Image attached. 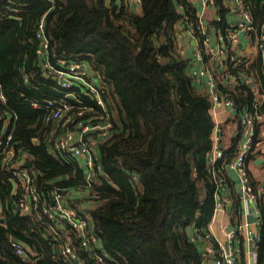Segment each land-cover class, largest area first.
Segmentation results:
<instances>
[{
  "label": "trees",
  "instance_id": "obj_1",
  "mask_svg": "<svg viewBox=\"0 0 264 264\" xmlns=\"http://www.w3.org/2000/svg\"><path fill=\"white\" fill-rule=\"evenodd\" d=\"M245 2L260 29L264 0ZM196 13L192 0H0V90L6 96L0 101V115L8 120L9 130L13 128L11 146L18 160L28 154L42 198L57 188L79 215L89 217L110 255L109 264H207L195 237L206 234L215 208L216 183L209 164L214 119L208 97L191 74V53L179 51L185 40L177 33L185 18L196 20ZM43 16L47 58L38 54L42 40L37 29ZM216 24L221 29L226 25L223 19ZM253 58L249 68L258 70L263 82L258 89L264 91L261 55ZM46 59L58 68L84 62L103 104L80 81L74 80L70 88L61 86L43 67ZM225 62L226 72L245 70L236 48L229 49ZM219 86L232 93L239 114L247 109L263 114L255 143L264 147V99L257 89L241 80L232 89ZM61 98L80 100L85 108L79 115L67 111L68 122L63 118L53 126L43 104ZM79 119L112 123L106 136L98 130L85 134L97 140L89 179L77 158L51 150L66 129L80 130ZM254 147L246 159L264 157V148ZM236 150V145L227 148V158ZM3 156L0 153V215L5 217L0 222V264H67L60 258L66 242L87 264H97L72 227L62 223L63 230L55 232L40 202L32 199L30 212L22 211ZM261 206L257 252L264 264ZM12 240L25 245L26 255L16 252Z\"/></svg>",
  "mask_w": 264,
  "mask_h": 264
},
{
  "label": "built area",
  "instance_id": "obj_2",
  "mask_svg": "<svg viewBox=\"0 0 264 264\" xmlns=\"http://www.w3.org/2000/svg\"><path fill=\"white\" fill-rule=\"evenodd\" d=\"M200 3L204 7L215 8L217 17L214 20L217 22L223 19L226 25L223 29L219 28L216 22L212 23L204 17L203 10H197L196 14L198 17L195 21L185 18L184 22L177 28L179 39L191 38L193 40L192 51H189V48L187 49L186 44L182 41H180L178 46L179 51L182 54L191 53V74L205 91L210 101L212 116L214 117L216 110L219 108H229L231 114L236 117V114L239 116V132L241 133L239 147L237 146V150L231 158H227L226 148L222 141V128L214 120L213 146L209 159L210 169L216 183L213 215L225 212L228 205L233 202V198L225 192L226 178L224 170L226 166H231L239 173V187L242 191L243 206L247 208L246 213H248L249 200H256L257 197L259 198L261 192L260 189L253 186L245 160L249 152L255 150V145L259 148H264L255 143L256 125L259 120L263 119V114L258 112L257 109H247L239 114L232 93L223 91L219 86V82L231 89L240 80L247 85L253 82L251 75L245 73L238 75L230 71L226 72L225 60L227 59L229 49L238 48L241 42L240 33L246 32V35L250 40H253L252 42L259 49L264 64V22L260 29L254 24L253 14L245 0H200ZM222 6L226 7L225 14L221 13ZM44 19V16L40 19L37 29V37L42 40V46L38 49V54L42 58H47L46 54L49 42L44 34ZM218 62V67L223 68L221 71H217L214 66ZM44 66L47 68L48 74L56 78L61 86L70 88L74 80L80 81L91 93L97 95L98 101L103 104L100 92L95 84L90 81L91 70L84 62H67L63 67L58 68L51 67L49 61L46 59L43 61ZM70 94L66 93V95L71 97ZM5 99V94L0 90V101ZM43 106L47 110H50L46 116L47 121L59 119L60 122L64 118V124L69 120V117H65L67 111L76 110V113L79 115L83 113L85 108V105L80 100L69 102L66 98L59 100L47 99ZM99 122L101 121L91 124L79 119L77 126L80 130L78 129L77 133H75L74 129L76 126L66 129L54 140L51 146L52 149L67 152L74 158L85 156L87 166L91 171L95 165L94 158L97 154V140L94 137L85 136V134L91 130H98L99 135L106 136L108 135V128L112 125L109 121L105 123ZM6 125L9 127L8 120L4 119L3 121L0 115V153L4 155L3 160L10 163L16 154V149L11 146L13 128L9 130ZM220 160L223 161L219 163ZM219 165L221 168H219ZM9 169L23 183V194L18 198L22 211L29 209L30 203L26 197L30 195L34 202L41 203L42 211L54 221L55 232L63 230L59 224H68L81 237L80 244L85 250H90L97 264H109L108 258H110V255L103 248L93 226L89 225V217L79 215L77 210L66 202L64 194L57 188L51 190L47 198H42L41 192L34 187V178L28 170L15 168L11 165ZM256 214L259 215V209H256ZM214 216H212L213 220H215ZM256 222L261 226V216L257 218ZM240 230L246 232L247 241L254 243L256 247L253 250H249L251 261L248 264H260L257 252L258 242L262 238L260 229L252 231L250 222L247 218H244L239 223V226L225 232L227 238L230 240L229 243L234 241ZM64 233H66L65 230ZM195 238H198L199 243L202 244L203 255L206 258L207 264H239L238 249L234 244L226 243L222 245L219 241L213 240L211 233L208 231L206 234L197 235ZM12 245L18 254L26 255L25 245L22 242L12 240ZM60 253V258L67 264H87L86 260L78 257L76 248L69 242H66L61 247Z\"/></svg>",
  "mask_w": 264,
  "mask_h": 264
},
{
  "label": "crops",
  "instance_id": "obj_3",
  "mask_svg": "<svg viewBox=\"0 0 264 264\" xmlns=\"http://www.w3.org/2000/svg\"><path fill=\"white\" fill-rule=\"evenodd\" d=\"M194 2H196L197 4V10L201 11L203 10L204 15H205V9L207 7H204L203 5H201L200 0H192ZM212 10H214V14L212 18H206L207 20H210L212 23H215L216 20H214L217 17V11L215 8L213 7H208ZM240 38H241V42L238 45V48L236 49L237 52V57L240 58L241 60H244V65H241L245 68L244 73L251 75L253 77V82L251 84H248L250 86H252L253 88L257 89L258 95L260 100L264 99V91H259L258 87L262 86L261 82V76L258 72L257 69L252 68L250 69V65L249 63L254 59L253 57L257 56L260 54L259 49L256 47L255 43L252 42L253 40H250V38L246 35V32H241L240 33ZM185 42H183L184 44H186V48L189 51H192V44H193V40L191 38H187L184 39ZM242 44V45H240ZM262 59V58H261ZM263 63V62H262ZM264 65V64H263ZM220 70H222V67H219ZM249 68V69H248ZM247 69V70H246ZM72 97V96H71ZM74 97V96H73ZM36 102L33 104L34 106H36ZM237 117L233 114H231L230 109L229 108H219L218 110H216V114L214 115V120L216 123H219V125L222 128V141H223V145L225 146V148H230L232 146H238L240 145V141H241V133L239 132L240 130V120H239V116L238 114H236ZM51 122H53V126H55L57 124V122H59V119H55L52 120ZM7 129H9V127L6 125ZM75 133H77V130L75 131ZM264 134V132H263ZM75 136H77L76 134H74ZM36 140V139H35ZM229 142V144H226L225 142ZM53 150V149H51ZM17 152L16 154L13 156L12 160L10 161V163L5 162V160H3V162L7 165V167L9 168V166L11 165L12 167L15 168H20V169H26L28 170L31 175L34 178V182H35V176L33 175L34 171L32 169H30L32 166L28 167L26 166V163L24 165V162L30 161V159H28V154L27 153H23L20 154V158L19 160L17 159ZM77 160L79 161L80 166L84 169V173L85 176L87 177V179H89L92 175V172L89 170L88 166H87V161H86V157L85 156H78L76 157ZM258 158H263V156H257V158L252 159V160H248L246 159V165L248 167V173L250 176V179L253 183V186L256 187L257 189H260V196L259 198L257 197L256 200H249V212L246 213L247 208H244L243 206V200H242V191L240 190L239 187V183H240V177H239V173L233 169L231 166H226L225 170H224V175L226 178V182H225V192L228 193L232 198H233V202L232 204L228 205L231 206V209L229 210L227 207V210L225 212L222 213H218L214 216L215 220L211 219L209 225H208V232L211 233L213 240L215 241H219L220 244L225 245L226 243H229V239L226 236V231L239 226V223L242 222L244 220V218H247L248 221L250 222L251 226H252V231L253 230H258L260 229V224H258L256 222L257 218L261 215L262 212V206L261 204L263 203L264 205V173H260V169L264 170V161H258ZM258 161V162H257ZM32 163V162H31ZM22 165H24V167H21ZM260 174V178L257 179L256 178V174ZM13 177V181H14V192H19L20 195L23 193V183L22 180L20 178H18L17 176H15L12 173ZM263 176V177H262ZM262 177V178H261ZM35 187V185H34ZM36 188V187H35ZM37 189V188H36ZM18 194V197L20 196ZM27 201L30 203V207L27 210L28 212H30L31 210V206H32V198L30 195H28L27 197ZM256 209H259V215L256 214ZM0 212H1V203H0ZM26 212V211H24ZM1 217V215H0ZM229 244H234L237 249H238V262L239 264H248L251 261V258L249 257V250H253L255 249V244L252 242H248L246 239V232L245 231H239L237 234V237L234 239V241L232 243Z\"/></svg>",
  "mask_w": 264,
  "mask_h": 264
},
{
  "label": "rangeland",
  "instance_id": "obj_4",
  "mask_svg": "<svg viewBox=\"0 0 264 264\" xmlns=\"http://www.w3.org/2000/svg\"><path fill=\"white\" fill-rule=\"evenodd\" d=\"M205 12H206V13H205L204 17L207 18V19H208V18H212V17H213V14L215 13L214 10H212V9H210V8H208V7L205 9ZM243 71H244V70H242V71L240 70V72L237 73V74H238V75H240L241 73L243 74V73H244ZM231 73H236V72H231ZM235 84H236V83H235ZM200 89H201V91H202L203 93L205 92L202 88H200ZM225 143H226V144H229V142H227V141H226ZM260 170H261L260 173H264V170H263V169H260ZM262 177H263V176H262ZM262 177H261V178H262ZM256 178H257V179L260 178V174H259V172H258V174H256Z\"/></svg>",
  "mask_w": 264,
  "mask_h": 264
},
{
  "label": "water",
  "instance_id": "obj_5",
  "mask_svg": "<svg viewBox=\"0 0 264 264\" xmlns=\"http://www.w3.org/2000/svg\"><path fill=\"white\" fill-rule=\"evenodd\" d=\"M240 45H242V44H240ZM219 64V62L217 63V65ZM72 97L74 96L73 94H70ZM258 161H264V159L263 158H258ZM257 161V162H258ZM26 166H28V167H30V166H32V163L30 162V161H27V163H26ZM228 209L230 210L231 209V206H228ZM5 221V217H3V216H1L0 217V222H4Z\"/></svg>",
  "mask_w": 264,
  "mask_h": 264
}]
</instances>
